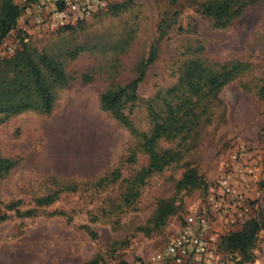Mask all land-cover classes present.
<instances>
[{
  "label": "rangeland",
  "instance_id": "rangeland-1",
  "mask_svg": "<svg viewBox=\"0 0 264 264\" xmlns=\"http://www.w3.org/2000/svg\"><path fill=\"white\" fill-rule=\"evenodd\" d=\"M207 1L120 0L106 12L53 31L34 28L20 13L0 44V60L27 45L61 62L70 80L54 89L50 114L26 111L0 123V157L16 162L0 175V264H85L93 259L146 264L191 213L207 206L217 177L240 148L259 160L263 193L236 228L218 226L212 247L217 264H264V227L246 260L222 242L250 220L264 225V0H239L240 15L223 27L202 13ZM118 43L126 47L119 54L107 48ZM152 45L158 57L139 85L136 102L126 109L141 132L152 127L149 104L178 83L188 61L200 60L213 71L240 64L241 71L215 97L204 96L194 141L161 142L163 148L185 152L183 159L150 177L127 205L130 179L146 159L126 162L137 140L100 109V96L112 80L132 81ZM187 168L197 170L202 184L177 192ZM116 170L120 177L115 183L92 187V181ZM66 181L74 191L59 194L50 205H36L37 198ZM163 200H171L175 210L155 227L152 218Z\"/></svg>",
  "mask_w": 264,
  "mask_h": 264
},
{
  "label": "trees",
  "instance_id": "trees-1",
  "mask_svg": "<svg viewBox=\"0 0 264 264\" xmlns=\"http://www.w3.org/2000/svg\"><path fill=\"white\" fill-rule=\"evenodd\" d=\"M241 9L239 0H209L203 5L202 13L217 22L216 26L223 27L237 18ZM20 13L21 9L14 0H0V44L15 27ZM161 33L163 34L164 30H161ZM121 42L127 44V41ZM107 48L118 54L120 50L126 49L119 43L109 45ZM77 51V49L74 50L73 54H77ZM157 57L158 51L152 45L147 57L137 64L132 81L120 84L112 80L100 96V109L137 140L126 162L136 163L139 156H144L146 159V164L141 166L130 179V186L124 194V203L127 205L135 201L138 190L150 177L177 165L183 159L185 152L182 153L179 149L163 148L160 145L161 142H174L177 139L179 142H185L189 138L190 141H194L198 136L192 133L201 121L200 116L204 114V110L198 111L199 107L204 108L200 104L204 96H214L241 71L240 64L213 71L204 66L200 60L188 61L184 65L185 73L182 74L178 83L165 94H158L156 104H149L148 117L152 127L149 132H141L131 122L126 109L136 102L139 85ZM66 75L61 62L46 54H36L27 45H22L13 57L0 60V116L3 117L0 118V123L26 111L50 114L54 105V89L68 85L70 79ZM260 94L264 98V86H261ZM15 164L13 159L0 157V175L7 173ZM119 177L120 174L116 170L92 181L91 184L93 188L100 189L115 183ZM68 184L69 182L66 181L62 187L52 193L37 198L36 205H50L59 194L69 190L74 191L75 187ZM201 184L197 170L187 168L176 183V191L199 188ZM174 210L171 200L160 201L152 218L154 226L162 225L165 219L174 213ZM1 221L3 218H0ZM262 227L264 225L259 226L257 222L250 220L240 230L225 234L222 242L228 249L237 251L246 260L256 240L257 232ZM85 264H99V262L93 259Z\"/></svg>",
  "mask_w": 264,
  "mask_h": 264
},
{
  "label": "built area",
  "instance_id": "built-area-1",
  "mask_svg": "<svg viewBox=\"0 0 264 264\" xmlns=\"http://www.w3.org/2000/svg\"><path fill=\"white\" fill-rule=\"evenodd\" d=\"M16 1L34 28L53 31L106 12L120 0ZM259 165L254 155L240 148L217 177L207 206L191 213L178 233L146 264H217L212 242L218 226L221 230L236 228L251 214V203L262 196Z\"/></svg>",
  "mask_w": 264,
  "mask_h": 264
},
{
  "label": "crops",
  "instance_id": "crops-1",
  "mask_svg": "<svg viewBox=\"0 0 264 264\" xmlns=\"http://www.w3.org/2000/svg\"><path fill=\"white\" fill-rule=\"evenodd\" d=\"M182 264H184V263H182Z\"/></svg>",
  "mask_w": 264,
  "mask_h": 264
}]
</instances>
